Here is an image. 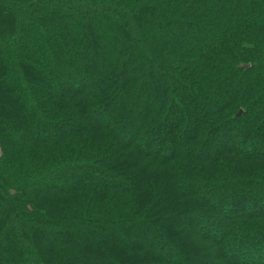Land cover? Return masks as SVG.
<instances>
[{"label":"trees","instance_id":"1","mask_svg":"<svg viewBox=\"0 0 264 264\" xmlns=\"http://www.w3.org/2000/svg\"><path fill=\"white\" fill-rule=\"evenodd\" d=\"M0 264H264V0H0Z\"/></svg>","mask_w":264,"mask_h":264}]
</instances>
